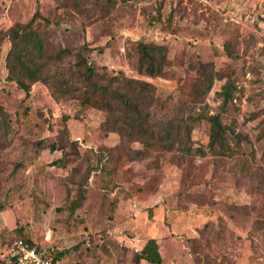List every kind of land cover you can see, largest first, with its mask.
I'll return each instance as SVG.
<instances>
[{
	"label": "rangeland",
	"instance_id": "obj_1",
	"mask_svg": "<svg viewBox=\"0 0 264 264\" xmlns=\"http://www.w3.org/2000/svg\"><path fill=\"white\" fill-rule=\"evenodd\" d=\"M37 9L47 54L87 42L96 68L154 86L150 123L179 116L183 104L220 114L232 153L210 150L203 120L192 140L204 155L136 143L131 148L143 151L136 158L119 134L103 129L105 111L56 101L43 83L27 96L8 81L11 44L0 37V105L8 115L7 136L0 133V264H12L22 237L46 254L67 250L58 264H149L136 263V254L151 239L162 264H264V0H0V32ZM139 42L168 47L163 76L138 72ZM199 63L214 67L205 93ZM228 80L236 89L223 107ZM65 128L81 158L70 155L62 168L53 163L62 152L38 142H55ZM78 164L82 173L99 165L71 214Z\"/></svg>",
	"mask_w": 264,
	"mask_h": 264
},
{
	"label": "trees",
	"instance_id": "obj_2",
	"mask_svg": "<svg viewBox=\"0 0 264 264\" xmlns=\"http://www.w3.org/2000/svg\"><path fill=\"white\" fill-rule=\"evenodd\" d=\"M39 19L44 18L37 9L28 22H17L8 30L0 32V37H6L11 44L6 57L7 80L17 84L27 96L30 95L34 84L43 83L49 87L56 101L76 99L83 108H98L105 111L107 119L102 127L106 131L119 134L123 148L127 146L131 148L132 144L139 143L147 149L159 148L185 156H191L193 153L204 155L201 148H195L192 132L195 126L206 120L211 125L208 143L210 150L220 155L232 153L227 138L231 128L222 122L220 114L209 115L206 112H198L193 106L183 104L179 116L150 123L148 108L155 101V88L151 83L129 78L122 71L116 75H109L107 69L96 68L87 56L89 49L87 42L75 50L62 48L53 54H47L43 38L36 27ZM137 50L139 54L137 70L140 74L152 78L165 74L169 53L166 45L139 42ZM67 57L74 58V63L66 67L62 63ZM196 69L201 73V87L204 88L202 93H205L212 87L214 67L209 63H199ZM235 89L232 80H228L223 86L221 92L223 107L233 99ZM69 119V115L63 116L64 121ZM7 132L8 115L0 105V133L6 137ZM235 135L241 138V135L236 133ZM38 144L47 145L52 151H61L62 157L53 163L62 168L67 167L70 155L76 159L81 158L79 144L70 138L69 130L66 128L55 142L41 140ZM131 152L136 158H140L143 153L142 150L133 148ZM102 161V157L99 156L98 163ZM98 165L88 168L84 173L81 172L79 164L72 169L71 179L77 187L78 197L68 206L71 214L81 208L86 200L89 179L98 171ZM20 239L43 252L56 264L68 253L64 250L54 255L46 254L31 240L25 237ZM141 261L149 264L163 263L156 239L149 240L143 249L137 252L136 263Z\"/></svg>",
	"mask_w": 264,
	"mask_h": 264
},
{
	"label": "built area",
	"instance_id": "obj_3",
	"mask_svg": "<svg viewBox=\"0 0 264 264\" xmlns=\"http://www.w3.org/2000/svg\"><path fill=\"white\" fill-rule=\"evenodd\" d=\"M10 253L14 264H56L23 239L14 242Z\"/></svg>",
	"mask_w": 264,
	"mask_h": 264
}]
</instances>
